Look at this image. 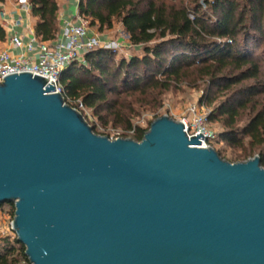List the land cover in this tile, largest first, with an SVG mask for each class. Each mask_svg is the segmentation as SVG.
<instances>
[{"label":"water","instance_id":"95a60500","mask_svg":"<svg viewBox=\"0 0 264 264\" xmlns=\"http://www.w3.org/2000/svg\"><path fill=\"white\" fill-rule=\"evenodd\" d=\"M128 37V35H127ZM170 116L96 134L53 82L0 83V206L30 264H264V167L201 148Z\"/></svg>","mask_w":264,"mask_h":264},{"label":"trees","instance_id":"16d2710c","mask_svg":"<svg viewBox=\"0 0 264 264\" xmlns=\"http://www.w3.org/2000/svg\"><path fill=\"white\" fill-rule=\"evenodd\" d=\"M5 0H0V3ZM38 19L37 38L54 42L59 33L58 0H28ZM78 13L100 32L119 22L129 43L142 56L116 60V52L96 49L84 63L75 62L60 75L66 103L92 112L101 124L93 131L109 138L108 126L122 127L141 142L149 131L134 126L131 98L157 103L181 86H205L202 103L213 111L210 125L221 126L218 144L237 150L231 163L258 155L264 167V0H80ZM6 39L0 24V42ZM202 104V106H203ZM247 117L243 125L242 119ZM225 160L224 150L217 149ZM9 215L15 207L9 205ZM26 249L13 237L0 241V264H30Z\"/></svg>","mask_w":264,"mask_h":264},{"label":"built area","instance_id":"2783aa9c","mask_svg":"<svg viewBox=\"0 0 264 264\" xmlns=\"http://www.w3.org/2000/svg\"><path fill=\"white\" fill-rule=\"evenodd\" d=\"M9 45L10 49L0 50V83L13 74L31 73L47 79L49 83L53 82L57 92L62 93L59 81L61 73L75 62L84 63L88 53L106 48L109 42L105 37L93 34L89 22L78 13L74 22L64 21L61 33L54 42H41L35 32H31L28 42L13 36L9 39ZM128 47L138 49L130 43ZM15 50L21 52L16 54ZM209 115L210 112L206 113L201 106L194 105L179 121L184 124L189 138L203 136L201 148L215 149L220 133L211 129Z\"/></svg>","mask_w":264,"mask_h":264},{"label":"rangeland","instance_id":"374dc122","mask_svg":"<svg viewBox=\"0 0 264 264\" xmlns=\"http://www.w3.org/2000/svg\"><path fill=\"white\" fill-rule=\"evenodd\" d=\"M163 1L171 3V0ZM58 2H60V0H58ZM89 28L91 32L96 36L106 38V40L109 42V45L104 49L116 52V60L129 59L134 56L143 55L142 49L128 47L129 38L125 33L123 26L119 22H116L112 29L104 30L103 32H100L98 28H91L90 26ZM257 53L259 55L264 54V44L260 46ZM205 95V86L199 83L197 88L181 86V88H179L178 90H173L169 93H166L159 99L157 103L150 102L149 99L145 100L144 98H131L128 100V102L132 104L133 109L136 113V116L133 119V125L147 128L156 119L166 115L170 116L176 121H179L187 115L188 109L194 105L201 106L206 113H211L213 109L208 108L202 103ZM83 111L85 116L88 117L89 122H95L99 131H103V128L98 120L92 117V112L86 109H83ZM247 119V117H243L241 125L245 124L247 122ZM210 127L212 130L218 133L222 132V128L218 124L213 123L210 125ZM108 133L110 134L109 138L111 140L122 138L123 135L127 134V132L122 127H115L112 124L108 126ZM214 147L216 150H224L223 156L226 161L234 162L233 156L234 154L238 153L237 150L229 149L224 143L215 144ZM9 205L10 204H4L0 206V241L6 237H13L15 234L13 231H11V224L14 220V217L10 216L8 213Z\"/></svg>","mask_w":264,"mask_h":264},{"label":"crops","instance_id":"0c3cea01","mask_svg":"<svg viewBox=\"0 0 264 264\" xmlns=\"http://www.w3.org/2000/svg\"><path fill=\"white\" fill-rule=\"evenodd\" d=\"M80 0H60L58 22L60 33L64 21H75L78 14ZM38 19L31 14V8L28 0H5L0 3V24L5 29L6 39L0 42V50L10 49L9 39L13 36H19L25 42L31 32H35V26ZM21 51L15 50L16 54Z\"/></svg>","mask_w":264,"mask_h":264}]
</instances>
